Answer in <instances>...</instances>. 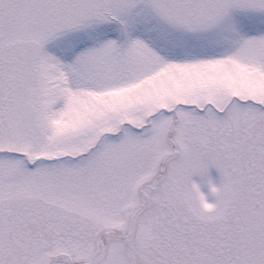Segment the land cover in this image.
Returning a JSON list of instances; mask_svg holds the SVG:
<instances>
[{
    "label": "snow or ice",
    "instance_id": "snow-or-ice-1",
    "mask_svg": "<svg viewBox=\"0 0 264 264\" xmlns=\"http://www.w3.org/2000/svg\"><path fill=\"white\" fill-rule=\"evenodd\" d=\"M0 264H264V0H0Z\"/></svg>",
    "mask_w": 264,
    "mask_h": 264
},
{
    "label": "rangeland",
    "instance_id": "rangeland-1",
    "mask_svg": "<svg viewBox=\"0 0 264 264\" xmlns=\"http://www.w3.org/2000/svg\"><path fill=\"white\" fill-rule=\"evenodd\" d=\"M213 175H215V171L213 170V173H212Z\"/></svg>",
    "mask_w": 264,
    "mask_h": 264
}]
</instances>
